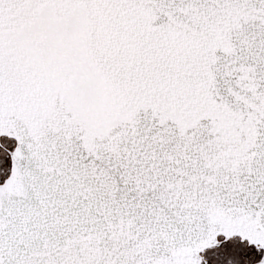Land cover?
I'll return each instance as SVG.
<instances>
[{"label":"snow or ice","instance_id":"obj_1","mask_svg":"<svg viewBox=\"0 0 264 264\" xmlns=\"http://www.w3.org/2000/svg\"><path fill=\"white\" fill-rule=\"evenodd\" d=\"M0 264H264V0H0Z\"/></svg>","mask_w":264,"mask_h":264}]
</instances>
